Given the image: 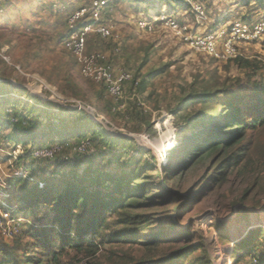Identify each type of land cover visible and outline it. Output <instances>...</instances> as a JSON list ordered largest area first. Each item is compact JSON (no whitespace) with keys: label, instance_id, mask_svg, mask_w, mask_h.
Wrapping results in <instances>:
<instances>
[{"label":"rangeland","instance_id":"374dc122","mask_svg":"<svg viewBox=\"0 0 264 264\" xmlns=\"http://www.w3.org/2000/svg\"><path fill=\"white\" fill-rule=\"evenodd\" d=\"M192 1L179 4L176 0H116L105 9L102 24L111 27L119 40L92 32L87 50L101 53L102 63L110 66L114 73L117 69L132 73L133 79L125 83L121 101L108 96L101 84L81 75L76 58L63 45L70 13L89 6L92 0L4 1L0 10L1 113L5 116V108L11 107L35 122L37 117L46 121L49 111L55 116L60 112L75 116L76 109L82 108L88 118L103 125L116 139L106 144L96 137L93 127L85 125L64 133L56 123L52 132L46 128L49 135L45 138L49 140L53 136L56 141L63 137L72 142L65 148H55L59 142L50 143L55 149L40 154L37 147L44 144L42 140L20 134L3 118L0 123V193L10 197L7 204L11 211L12 204L19 202L17 196L29 189L27 180L15 185L20 175L30 177L31 172L26 169L41 177H54L51 185L58 189L72 173L89 167L93 173L97 170L103 176L109 172V178L137 168L135 176H143L134 181L144 185V190L148 188L146 197L151 193L161 194L164 187L183 197L178 199L179 204H168V199L161 196L153 202L143 200L137 209L122 210L123 214H144V218L135 219L127 214L110 216L108 219L115 223L110 230L146 226V233L134 235L147 237L160 231L167 235L161 243L155 244L151 253L137 250L138 245L113 244L104 248L108 251H104L103 256L113 250L121 264L131 260L127 255L132 256V252L139 258L148 255L171 258L162 264H233L234 246L240 240L253 236V240L258 239L264 247V233L260 231L264 228V125L247 131L245 143L249 150L245 154L249 155L242 164H236L235 159L227 162L235 153L231 149L220 161H216L219 153L195 160L189 170L180 169L176 177L167 172L171 164L169 154L179 151L194 134L192 127L196 119L210 116L216 119L223 108L221 102L230 91L250 94L256 86L264 84V37L237 42L238 55L222 60L192 49L157 21L161 13L168 12L181 22L195 26ZM201 1L208 12L202 25L205 29L264 17V5L258 0ZM140 18L148 19L155 25L154 29L138 28ZM205 92L214 95L206 97ZM81 133L87 136L84 140H79ZM18 140L30 141L35 147L13 146ZM169 141L175 146L156 155L158 147ZM77 148L83 153L77 152ZM124 149L129 154L116 159ZM31 152L34 156H30ZM19 156L23 157L22 161ZM135 157L134 167L130 163ZM171 165L174 167L173 162ZM108 186L111 192L114 184ZM36 211L18 209L14 216L17 219L13 221L4 216L5 209L0 206V242L20 241V234L26 228L47 225L44 210ZM175 219L179 222L177 225ZM184 229L199 233L188 248ZM52 236L51 244H58L56 233ZM22 240L23 243L34 241L29 236ZM70 253L62 257L64 262L83 263ZM102 261L110 260L105 257Z\"/></svg>","mask_w":264,"mask_h":264},{"label":"trees","instance_id":"16d2710c","mask_svg":"<svg viewBox=\"0 0 264 264\" xmlns=\"http://www.w3.org/2000/svg\"><path fill=\"white\" fill-rule=\"evenodd\" d=\"M176 1L179 4L188 3V0ZM245 1L250 2V0ZM258 2L264 5L263 0H258ZM111 4L107 7L109 8ZM73 12L70 13L69 17ZM245 20L253 21L252 19ZM247 94L232 90L227 95V98L221 102L223 108H221V114L216 119L213 116L208 119H196L192 127L194 134L179 151L169 154L171 156V164L173 162L174 167L170 164L167 172L176 177L180 169L189 170L195 160H204L214 153H219L216 161H220L231 149H234L235 153L227 158V162L230 163L232 159H235L236 164H242L249 155L245 154L249 150L245 143L247 131L264 125V84L256 86L252 93ZM203 95L210 97L214 93L205 92ZM55 111L58 112L53 110V112ZM76 112L75 116H66L62 112L60 114L57 113L55 116V113L49 111L47 112L46 121L37 117L34 122L24 114H20L18 110L8 107L5 108V116L0 111V123L3 122L2 119L4 118L9 125L15 126L20 134L23 132L33 140H37V138L42 140L44 144L37 148L48 147L51 146L50 143L56 142H59L65 148L67 144L72 142L70 139H63V137L60 138L62 140L57 139L56 141L53 136L49 140L45 138L49 135L45 132L47 131L46 128L52 132L56 123L60 125L64 133L71 128L75 130L85 125L84 127H93L96 137L105 141L106 144L109 143L108 141L116 140L115 137L113 138L109 135L103 125L88 118L86 111L80 109ZM52 116L55 117L52 118ZM43 125H46V127ZM40 133L46 134L40 136ZM86 137L85 133L79 134V140H84ZM17 139H19L18 136ZM16 144L33 145L30 141L22 142L19 140L13 146ZM45 144L50 145L45 146ZM174 146L173 141H169L163 147H158L155 154L159 156L160 153L168 151ZM123 151V154L117 155L116 159H120L122 155L129 154L128 150L124 149ZM30 156H33V152H31ZM22 158L20 157L19 159L22 161ZM136 164L137 160L135 157L130 165L135 167ZM89 169L90 167L85 170L75 171L69 180H64L60 184L58 189L51 185V179L54 177L51 179L41 177V175L34 174L35 171L32 172L29 169H26V171L31 172L30 177H35L32 182L24 177L16 178L15 185L27 180L29 189L24 195L17 196L16 199L19 202L15 203L19 206L12 212V218H15L14 216H16L18 209L25 212L27 209L34 208L37 211L44 210V222L47 225L41 224L39 227L26 228L20 234V241L10 244L0 242V264H68L62 259L67 252L77 255V259L81 258L82 264H121L118 260L119 256L113 250L109 251L107 256H103L102 253L108 251L104 248L107 249V246H113V244L138 245L139 249L137 250L151 253L154 249L153 247L156 246L155 244H159L162 239H165L167 234L162 231L147 237L134 235L135 233H146L148 231L146 226L140 228L128 227V229L122 231L119 228L110 230L115 223L108 218L117 215V217L124 216L127 213L123 214L122 210L137 209L141 207L140 203L143 200L153 202L162 196L168 199V204H179L181 200L178 199L183 196L164 187V191L161 194L151 193L150 196L146 197V193L149 191L148 188L144 190V185L136 182L143 176V174L135 176L138 174L137 168L126 170L118 177L114 175L110 178L108 177L110 175L109 172H106L103 176L98 174L97 170L93 173V169ZM157 170L163 173L161 169L157 168ZM80 173L83 174L80 176ZM110 183L114 184V189L108 192ZM120 194L121 196L118 197ZM130 200H133L134 204ZM127 215L135 219L144 218V214L133 212ZM174 222L175 225L179 223L176 219ZM181 223H185L184 220H181ZM48 226L51 227L50 230ZM260 231L264 233V228ZM54 232L56 233L58 244H51V237H53L52 233ZM184 233H186L185 238L188 241L186 248H188L190 241L199 233L192 229H184ZM26 236L31 237L34 241L23 243L22 239ZM247 240L249 241L247 242ZM234 247L233 264H264V247H261L258 239L254 241L253 236L240 240L235 243ZM105 257L109 258L110 261H102ZM127 257L131 260L126 264H162L163 261L171 259H161L152 255L139 258L135 252H132V256L127 255Z\"/></svg>","mask_w":264,"mask_h":264},{"label":"built area","instance_id":"2783aa9c","mask_svg":"<svg viewBox=\"0 0 264 264\" xmlns=\"http://www.w3.org/2000/svg\"><path fill=\"white\" fill-rule=\"evenodd\" d=\"M4 1L0 0V10L2 9ZM114 1L116 0H94L91 5L76 9L69 17L68 30L63 38V45L76 58L81 75L101 84L105 88L108 96L115 98L117 101H121L125 83L133 79L132 73L122 69H117L114 73L110 66L102 63L101 59L103 56L101 53H89L87 50L88 39L92 32L103 37L113 36L119 40V36L113 34V29L104 26L101 20L106 7ZM190 5L196 22L195 26L181 22L176 15L168 12L161 13L157 17V21L165 24L175 36L182 39L183 43L198 52L212 55L218 59L227 60L238 55L237 42L255 41L263 39L264 37V17L255 21L237 20L229 25L222 24L205 29L202 25L208 18L206 6L201 0H193ZM137 25L138 28L146 31L153 30L155 26L146 18H140ZM49 147L51 148L49 149ZM49 147H40L37 149L40 154H47L57 147L64 148L60 143L55 148L53 146ZM76 150L77 152L83 153L79 148ZM20 177L23 176L20 175ZM24 178L34 180L33 177L29 176H24ZM7 198L8 196L0 193V206L5 209L4 216L6 218L10 217L14 221L17 218H12V212L19 205L16 203L13 204V211H11V208H8Z\"/></svg>","mask_w":264,"mask_h":264}]
</instances>
